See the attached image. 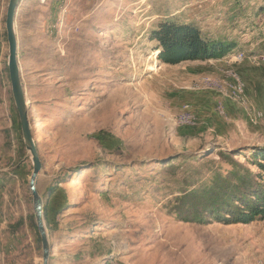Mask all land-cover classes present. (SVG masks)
Masks as SVG:
<instances>
[{"label": "rangeland", "instance_id": "rangeland-1", "mask_svg": "<svg viewBox=\"0 0 264 264\" xmlns=\"http://www.w3.org/2000/svg\"><path fill=\"white\" fill-rule=\"evenodd\" d=\"M8 1L0 0V264H41L32 162L7 69ZM163 21L195 24L205 39L237 48L164 64L150 40ZM14 23L49 264H264V220L200 224L175 212L183 194L231 170L219 153L244 150L233 159L256 169L244 155L264 147V0H20ZM229 71L244 84L243 102L226 95ZM186 104L196 124L180 127Z\"/></svg>", "mask_w": 264, "mask_h": 264}, {"label": "trees", "instance_id": "trees-1", "mask_svg": "<svg viewBox=\"0 0 264 264\" xmlns=\"http://www.w3.org/2000/svg\"><path fill=\"white\" fill-rule=\"evenodd\" d=\"M150 40L157 43L159 60L170 65L222 59L237 48L234 42L225 39H205L195 24L175 21L160 22L150 31ZM248 151L249 154L244 155L245 160L256 168L255 171L251 172L233 159L243 155L244 150L219 153L231 170L225 174L214 173L210 185L202 192L183 194L175 210L177 215L184 221L200 224L216 221L233 225L264 220V147H254ZM182 157L178 154L171 161ZM53 193L54 190H51L49 196ZM36 238L39 243L37 232Z\"/></svg>", "mask_w": 264, "mask_h": 264}, {"label": "water", "instance_id": "water-1", "mask_svg": "<svg viewBox=\"0 0 264 264\" xmlns=\"http://www.w3.org/2000/svg\"><path fill=\"white\" fill-rule=\"evenodd\" d=\"M19 1L20 0H9L6 10L5 29L8 45L7 69L14 106L18 115L22 142L32 162V172L29 178V190L32 197V213L34 223L41 242V264H49L52 245L47 235L44 220L43 200L36 189V180L41 171V162L28 119L27 101L24 96L17 59V38L14 20Z\"/></svg>", "mask_w": 264, "mask_h": 264}, {"label": "built area", "instance_id": "built-area-1", "mask_svg": "<svg viewBox=\"0 0 264 264\" xmlns=\"http://www.w3.org/2000/svg\"><path fill=\"white\" fill-rule=\"evenodd\" d=\"M226 75L230 80L226 95L232 97L234 100L243 102L244 101V84L242 83L240 77L236 73L231 72V71L226 72ZM218 113L223 114L222 110H219ZM260 116L261 114L257 113L255 118H259ZM196 119H197L196 116L190 110V106L186 104L182 107L181 113L177 120V124L180 127L194 126L196 124Z\"/></svg>", "mask_w": 264, "mask_h": 264}, {"label": "bare ground", "instance_id": "bare-ground-1", "mask_svg": "<svg viewBox=\"0 0 264 264\" xmlns=\"http://www.w3.org/2000/svg\"><path fill=\"white\" fill-rule=\"evenodd\" d=\"M27 109H28V107H27Z\"/></svg>", "mask_w": 264, "mask_h": 264}]
</instances>
